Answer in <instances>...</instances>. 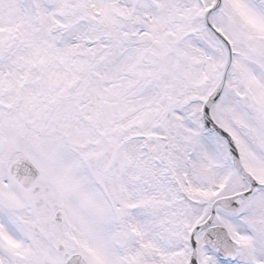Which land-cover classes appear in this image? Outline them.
<instances>
[{"label":"snow or ice","instance_id":"obj_1","mask_svg":"<svg viewBox=\"0 0 264 264\" xmlns=\"http://www.w3.org/2000/svg\"><path fill=\"white\" fill-rule=\"evenodd\" d=\"M0 264H264V0H0Z\"/></svg>","mask_w":264,"mask_h":264}]
</instances>
